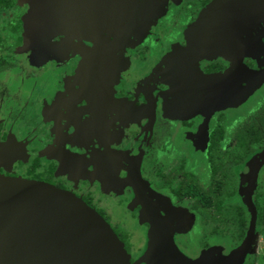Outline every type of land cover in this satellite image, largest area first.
<instances>
[{
    "label": "flooded vegetation",
    "instance_id": "1",
    "mask_svg": "<svg viewBox=\"0 0 264 264\" xmlns=\"http://www.w3.org/2000/svg\"><path fill=\"white\" fill-rule=\"evenodd\" d=\"M110 1L109 4H112V7H107L109 9L98 14L96 7L98 4H103L102 0H72L73 3H67L64 7L65 10H61L62 15L59 20L49 18V23L52 20L54 26L50 29L52 33L49 32L51 36L48 35L47 31L40 32L37 35L33 26L29 25L30 32H33L31 37L36 34V40L39 42L38 46L45 44L49 39H52L49 41L56 44V47L46 51L47 54L43 62H38L33 58L35 56L33 50L35 49L23 50V45L16 49L13 55L9 51H5V56L0 55V63L5 61L11 66L6 69V66L0 64V77L6 81L14 76L13 79L5 82L2 87L3 90L0 89V143L4 142L9 134L16 136L18 141L25 142L27 149L37 154L32 157L33 159L38 157L43 166L54 168L53 181L50 184L55 185L53 182H60L65 186L64 190H70L82 199L83 195L90 193L93 209L101 211L113 226L117 224L112 223L111 215L107 213L105 207L102 208V203L110 194L111 180H116V185L120 184L119 188L124 200L127 201V198H129L128 192L132 196L131 210L124 207L127 210L126 215L137 218L138 221L142 219V224L146 230L147 246L148 224L145 222V218H141L140 206L133 205L134 194L126 179L131 156L140 147H143L145 154L141 173L143 179L150 184V187L155 192L168 198L177 210L183 201L193 200L189 210L181 212L186 218L181 221L183 225L178 227L177 231L182 232L188 230V228L190 229L191 225L189 224L192 218L194 221L192 227L196 224L195 228L200 229L205 234L206 240H202L204 242L197 240L196 243H189V245L196 247L197 252L194 254L185 253L178 247L175 241L177 235L175 234L174 241L179 251L191 260H198L203 254H211L208 264H230L221 262L220 259L224 260L233 254H237L238 257L232 264H253V254L250 252L253 248L252 245L255 242L259 243L261 251L264 250V210H262L263 217L258 226V212L255 208V230L251 239L246 242L252 220V210L248 205L246 195L247 175L251 165L259 157L264 156V151L250 156L244 164L236 165L231 160L233 157L231 150L234 151L233 147L236 144L235 138L234 141L225 145L226 148H221V158L225 160V163L218 166L217 172H214L215 174L207 170V175H205V166L208 159L206 156L210 152V148H217V145L215 146L213 143V134H218L219 130H222V126L225 128L224 130L229 131L230 136L233 134L234 137L242 130L245 116L236 119L230 114L229 110H232L230 106L236 104H230L231 100L229 98L239 99L241 89L248 87V81L253 84L250 92L264 85V36H260L264 32V7L259 9V15L256 13V9L260 5H264V0H245L244 4L241 3V5L238 3L233 4V2H236L233 0H229L228 3L218 2L217 13H212L210 18L206 19L203 24L199 22L201 21V10L208 8V5L215 0H199V5L195 2L196 0ZM252 1L260 3L256 6ZM163 2H166L165 5H162ZM45 3L44 5H47L50 9L54 7L52 3ZM55 5L58 8V3ZM162 6L163 10L157 12ZM236 8L238 11L235 16L239 20H237V23L235 21L231 23L229 22V15ZM29 9L28 0H16L15 6L10 8L8 12L10 13V19L22 23L21 36L23 43L25 22H27L26 15L30 14ZM45 14L46 12L43 13L42 11L41 16L44 17ZM154 18L156 19L154 20ZM234 19L236 20V18ZM42 21H45L44 18ZM57 22L60 23L59 25L62 28L57 27ZM229 23L234 25V29H237L235 36L237 41L239 39L243 40L240 41L242 42L241 45L239 43L240 48L234 60L231 61L229 57L223 56V62L220 63L217 56H211L210 62H208L206 61L209 58L207 54H203L197 48H192L191 42L201 37L200 35L204 31L209 33L206 38L208 41L219 37L226 38V41L229 40L228 34L234 31ZM208 26H210L209 29H207ZM39 27L43 28V26ZM44 28L48 30L46 26ZM56 31L61 35H58ZM38 36H44L42 37L43 40ZM141 38H144L143 42L137 46ZM187 44L189 51L185 55ZM243 52L246 57L242 73L235 74L232 78L211 86L203 82L205 77L221 75L230 71L240 60ZM26 55H28L27 61L29 64H26L27 69L25 71L28 73V77L18 78L15 73L20 68L19 59ZM183 55L196 58L200 62L199 70L196 72L189 71V66L186 64ZM85 61H87V64H84ZM206 63L208 64L206 65ZM228 65H230L229 68L226 67ZM115 71L119 72L121 78L130 86L134 88L135 86H141V91L147 90L146 92H151L155 97L159 93L168 92L169 89L164 87L163 83L173 85L169 96H162L157 100L156 117L151 131L147 128L143 131L147 124V114L143 110L129 112L120 105L121 102H124L123 99L127 98L130 102H137L138 106L135 108L138 110L145 105L142 94L126 89L121 84L115 87V97L119 100L113 102L111 95H108L107 87L111 86L108 84L117 80L114 75ZM174 88H178V91ZM229 89L231 91H227ZM222 93L224 94L222 95ZM210 95L215 99L209 97ZM26 96L31 97L28 105L41 107L40 111L35 112V116L32 112L31 119L37 124L40 122V135L43 134L47 141L52 140L51 145H57L56 142L59 139L57 130L61 124L64 126L67 121L69 125L75 127L71 128L69 126L72 136L65 137L59 142L60 145L54 146L56 154L51 155V158H53L51 162H45L42 156L39 155L38 148L31 146L28 140L23 138L22 134L17 133L14 128V126L17 127V124H21L20 118L23 115L18 114L17 109L19 104L26 103V100H24ZM222 96L225 97L224 100L221 98ZM179 104L181 105L178 106ZM225 106L229 107L224 111L221 108ZM179 107L182 108L183 113L179 112L177 114ZM263 107L264 100L257 107L256 113L252 114V117ZM48 111L55 113L52 115V121H47ZM131 113L135 118H128ZM194 114V119L186 120ZM176 115L179 117L184 116V118H180V127H186V130L190 132H193L194 126L197 125L198 127L197 123L202 120H205V122L211 120L217 122L216 125L221 126L210 131L205 129L204 125H201L199 129L195 127L196 130L193 136L198 147L202 144V140H207V133V135L213 136V138H210L211 143L208 148H206L207 142L202 144V148L205 149L202 161V175L204 178H202L203 181L200 184L202 187L200 194L201 196L204 195L209 188L219 190L216 191L217 194L222 192L224 194L227 190L223 187V184L216 185V183L231 182L235 186L233 190L236 193L234 197L230 196L229 201L241 203L240 205L246 208L249 218L241 216L240 213L230 214L227 209H223L216 216L214 209L209 205L210 203L207 205L202 203V213H197L195 210L193 211L197 202L196 197L186 195L184 199L175 201L171 193L164 189L169 180L178 184L181 190L196 189V185L192 182L194 179L191 176V174H194L189 171L191 166H186L187 159L182 158L179 162L171 164L160 163L152 169V167H149L152 158H146L148 148L150 151L154 148L157 138L164 131L163 127L168 125L167 116H169L172 123L178 118ZM235 121L239 122L238 128H236ZM76 128H78L77 131ZM18 129L21 130V128ZM37 132H39V129L34 125L33 129H28L26 132L23 130L22 133L32 134ZM75 136L77 139L71 140ZM77 142L81 145H78ZM87 153L92 157H87ZM83 154L87 157H85L86 161L82 157ZM251 159H253L252 162H250ZM249 162V167L245 168L239 175L235 173V168L246 167ZM16 163L14 164L17 166L19 162ZM263 164L264 159L254 177L251 188V200L254 207L253 195L257 189V184L258 187L261 185L259 189L264 194ZM182 169L188 170L190 176L186 177V172L184 174L181 171ZM151 171L155 172L154 178L151 177ZM0 173L17 177L8 169V166L0 168ZM172 174H176L177 177L180 176L182 179L173 178ZM72 182H77L78 186L72 185ZM207 184H209V187L204 189ZM97 195H101L103 198L100 196L97 198ZM202 215L203 220L200 221L196 218ZM215 229L217 230V240L208 243L209 234ZM255 237H261L260 242ZM129 254L132 256L131 251ZM140 256L142 255L132 256V261L134 262Z\"/></svg>",
    "mask_w": 264,
    "mask_h": 264
},
{
    "label": "water",
    "instance_id": "2",
    "mask_svg": "<svg viewBox=\"0 0 264 264\" xmlns=\"http://www.w3.org/2000/svg\"><path fill=\"white\" fill-rule=\"evenodd\" d=\"M68 2L73 3L72 0ZM109 2L111 1L102 0L103 4L97 5L98 14L109 9L107 7H112ZM162 10L163 6L157 12ZM50 23L52 24V20ZM25 25L26 43L33 32H30L28 22H25ZM260 36L263 37L264 32ZM143 39H140L137 46ZM36 42L39 44L38 40ZM36 42L30 48L26 44L22 49L27 51L35 49ZM245 57L243 52L240 60L230 71L205 77L203 82L211 86L242 73ZM114 75L117 80L111 84L107 83L111 85L107 87L108 95H111L113 102L119 100L115 97V87L121 84L126 89L142 94L145 105L139 106L138 110L135 108L138 106L137 102H130L127 98L123 99L124 102L120 105L129 112L143 110L147 114V124L143 131L146 128L151 131L156 117L157 100L162 96H169L173 85L163 83V86L169 89L168 92L159 93L155 97L151 92H146L147 90L141 91V86L134 88L127 84L119 72L115 71ZM252 85L248 81V87L241 89L239 97L247 96ZM174 89L178 91V88ZM144 154L143 147L133 153L126 178L128 186L133 191L134 202L141 208V218H145L148 224L147 246L137 260L132 261L131 254L127 252L109 223L82 197L44 181L0 173V264H208L211 254H203L201 259L191 260L177 248L174 235L178 232L177 228L183 225L181 221L186 216L173 207L168 198L155 192L143 179L141 167ZM36 155L27 149L25 142L18 141L16 136L9 134L7 139L0 143V168ZM263 159L264 156L259 157L251 165L247 175L246 195L252 210V220L246 242L251 239L255 230L256 212L251 200V188ZM193 222L191 218L189 225L192 226ZM237 257V254H233L220 260L232 264Z\"/></svg>",
    "mask_w": 264,
    "mask_h": 264
},
{
    "label": "rangeland",
    "instance_id": "3",
    "mask_svg": "<svg viewBox=\"0 0 264 264\" xmlns=\"http://www.w3.org/2000/svg\"><path fill=\"white\" fill-rule=\"evenodd\" d=\"M29 4H30V9H29V13L28 15H26V20L28 22L29 25L33 26V28L36 31V34L39 35L40 32L43 31H47L48 35L50 32V29L53 28L54 26L52 24L49 23V18H51L52 20H59V18L62 15L61 10H65L64 7H66L67 3H69V0H28ZM229 0H221V1H213L210 5H208V8H204L202 9V13H201V18L199 22H201V24L204 23V21H206V19H209L211 14L215 12V14L217 13V5L218 2H227L228 3ZM236 2H233V4H239L241 5V3L244 4L245 0H233ZM40 2V4H39ZM45 2H49L52 3V5L55 7H52V9H50V7H48ZM198 5H199V0L195 1ZM253 4H255L257 6V4L259 3H254V1H252ZM56 3H58V8L56 7ZM215 3V4H213ZM213 4V5H212ZM40 5V7H39ZM64 5V6H63ZM264 5H260L257 9H256V13L259 15L260 14V10L261 8H263ZM238 8V7H237ZM237 8L235 11L231 12L229 15V22L233 23V21H235L237 23V20H239V18L237 16H235V13H237ZM241 8V7H239ZM246 9V8H245ZM43 13L46 12L45 16L42 17V11ZM48 11V12H47ZM67 11V10H66ZM58 12H60L58 14ZM10 17V13H7L6 15H4L3 18H0V24L1 26L5 23V19L4 18H8ZM44 18V22L42 21V19ZM236 18V20L234 19ZM33 24H32V23ZM51 22V21H50ZM44 23V24H43ZM39 24V25H38ZM43 24V25H42ZM60 23L57 22V27L58 28H62V26L59 25ZM230 27L234 29V25L230 24ZM39 26H43V28L39 27ZM44 26H46L48 28V30H46L44 28ZM210 26H208L207 29H209ZM52 33V32H51ZM55 33V32H54ZM56 33L58 35H61L60 33H58L56 31ZM55 33V34H56ZM236 33H237V29H234V31L229 35L230 39L226 41V38H213L212 39H206L208 37V31H204L199 37L194 39L191 42L192 48H197L198 51H201L203 54H207V56L209 57L208 59H206V61L210 62V57L211 56H217V58H219V62L222 63L223 62V56H227L232 60H234V58L236 57V53L238 52L240 45L243 41L242 39H239L237 41L236 39ZM50 36V35H49ZM42 37L44 36H38V38L42 39ZM36 36H30L26 43H23L24 47L27 44V47L31 45H33L36 42ZM48 42V43H47ZM240 43V45H239ZM37 44V42H36ZM205 44V45H204ZM202 46V47H201ZM52 47H56V44L52 43L51 41L47 40L45 42V44H42L41 46H38L37 48H35V50H33V53L35 56H33L34 59H36L38 62H43V59L46 57L47 54V50L51 49ZM188 44L186 45V49H185V55L188 54ZM27 56H22L19 61H20V65L16 71V75L18 78L21 77H28V73H26V69H27V65L29 64V62L27 61ZM184 56V55H183ZM185 60H186V64H188L189 66V71L191 72H196L199 70V61L196 58H193L192 56L186 57L184 56ZM27 62V63H26ZM31 63V62H30ZM84 64H87V61H85ZM208 63H206L207 65ZM231 65V64H230ZM230 65L226 66L227 68L230 67ZM200 69H205V68H200ZM14 76L10 77L9 79H7L6 81L4 80V78L0 77V89L3 90V85L5 84V82L9 81L10 79H13ZM224 93H222L223 95ZM2 95H4L2 93ZM7 95V94H5ZM212 98V97H211ZM223 100L225 99L224 96L221 97ZM213 100L215 99L214 97L212 98ZM231 101L230 104H236V105H231L230 108L232 110L230 111V114H232L234 116V118L236 119H241L243 116L245 115H252L254 113H256V109L257 107L263 102L264 100V85L262 87L257 88L256 90H253L249 93V96H244V97H239V99H234L233 98H229ZM26 103L23 104H19V107L17 109V113L18 114H22L23 116L20 118L21 124H17V127L14 126L15 130L17 133L22 134L23 138H25L26 140H28V142L30 143L31 146H33L34 148H38L39 150V155L42 156V158L44 159L45 162H51V160H53V158H51V155L56 154L55 148L54 146H58L57 145H51L50 143H52L53 141H47L43 134L40 135V122L37 124L33 121V119H31V114L32 112H34V116H35V112L40 111L41 107L38 106H33L31 107V105H28L29 101H31V97L26 96L25 99ZM39 103V102H38ZM181 104H179L178 106H180ZM229 106H225L221 109H223L224 111L226 109H228ZM39 108V110H38ZM180 108V107H179ZM14 109H16V107H14ZM178 109V108H177ZM176 109V110H177ZM221 109H219L220 111H222ZM179 110V111H178ZM177 110V114L179 112H182V108ZM228 111V110H227ZM228 111V112H229ZM226 112V113H228ZM183 113V112H182ZM229 115V113H228ZM178 116V115H176ZM131 117L135 116L131 113L129 114L128 118L130 119ZM192 117V118H191ZM189 119L186 120H190V119H194L193 117H195V114L192 115ZM180 118H184L183 117H179L176 118V120L174 122L171 123L169 116H167L166 121L168 122V125L163 127V133L161 135H159V137L157 138V142L154 145V148L150 151L149 148L147 150V157L152 158V162L149 164V167H153L155 168L157 164L163 163V164H171L174 162H179L182 158H185V160L187 159V164L186 166H191V170L194 174H201L202 175V165H203V153L204 150L202 148V144H206V148H208V145L211 143V139L216 137V138H221V136L219 135H223V137H227V132L226 130L224 131V127L222 126V130H219L218 134H213V136H211L210 134L207 135L206 134V138L207 140H202V144L199 145L200 147L197 146L196 144V140L194 139V132H195V127L196 128H200L201 125H204L205 129H209L208 131H210L211 129L215 130V127H218L220 125H216L217 122H212L210 120V122H205V120H202L201 122H198V127L197 125L194 126V131L190 132L189 130H186L185 128H181L180 127ZM41 119V118H40ZM169 119V120H168ZM236 122V128H238L239 126V122ZM7 123H9V121H7ZM6 123V124H7ZM125 124V122L123 123V125ZM36 125V127L39 129V132L37 133H32V134H25L22 133L23 130L26 132V130H31L33 129V126ZM221 127V126H220ZM18 128H21V130L19 131ZM47 128V126H46ZM238 131V130H237ZM30 132V131H27ZM216 132V131H215ZM237 134V132H236ZM20 139V137H18ZM22 140V139H20ZM204 142V143H203ZM49 143V144H48ZM48 144V145H47ZM47 145V146H46ZM213 145V144H212ZM224 145V144H222ZM45 146V147H44ZM216 146V144H215ZM52 147V148H51ZM223 149V146L221 147ZM219 150V151H218ZM213 151V150H212ZM214 151H216L219 154V157H221V149H214ZM58 154V153H57ZM87 157H92L89 156V154H86ZM84 156V154H83ZM82 156V157H83ZM32 157H29L27 159L21 160L19 161L18 165L16 166L15 164L13 165H9L8 169L10 171H12L15 175L17 176H21L23 178H29V177H33L31 176L32 173H29V163L32 160ZM199 159V160H198ZM253 159H251L250 162H252ZM245 167H239V168H235V173L237 175H239L240 172H242L245 168L249 167V164ZM16 163V164H17ZM46 165V164H45ZM264 167V164L262 165ZM47 166H43L42 165V170H40L38 173L44 174L46 175V168ZM7 171V170H5ZM173 178H178L179 180H181L182 178L180 176L177 177L176 174H172L171 175ZM201 177V176H200ZM112 184V188L109 190L110 194H108L107 198L104 196V198H106V200L102 203L103 207L102 208H106L107 209V213L109 215H111V220L113 224H121L123 225L130 233V244H131V252H132V256L136 257L139 254L142 255V253L145 250L146 247V234H145V227L142 224V219L141 221L137 218H133L130 215H126V211L125 208H132V201H131V194H129L128 192V197L127 201L124 200L123 195L121 194V189L119 188L120 184L116 185L117 182L116 180H111ZM74 186H78L77 182H72ZM53 184H58L56 182H53ZM207 187H209V184L204 186V189H206ZM101 197L103 198L101 195H97L96 197ZM100 198V199H101ZM193 200L192 199H187L185 201H183L181 203L180 208H178V210L180 212H186L189 210L190 206L192 205ZM125 203V204H124ZM124 204V205H123ZM133 205L136 206L135 202H133ZM125 207V208H124ZM195 225H193V227L191 226L190 229L188 230H184L182 232H177L176 235L177 237L175 238V241L177 242L178 247L184 251L185 253L188 254H194L197 252L196 247L193 245H189V243H196L197 241V233L200 231V229H196ZM110 226L114 227L111 223ZM186 234V235H183ZM257 239L258 242H260L261 237H255ZM253 248H251V254H253V264H264V250L261 251V248L259 246V243H254V245H252ZM201 259V257H199ZM198 258V259H199Z\"/></svg>",
    "mask_w": 264,
    "mask_h": 264
},
{
    "label": "trees",
    "instance_id": "4",
    "mask_svg": "<svg viewBox=\"0 0 264 264\" xmlns=\"http://www.w3.org/2000/svg\"><path fill=\"white\" fill-rule=\"evenodd\" d=\"M16 3V0H0V18H3V14H7L10 10V8L14 7ZM6 21L1 26L0 24V55L5 56V51H9L12 55L15 54V50L20 48L21 45H23V38L21 36L22 33V23L19 21H14L13 19L4 18ZM1 21V20H0ZM2 66H6V69H9L11 67L9 64H7L5 61L0 63ZM4 69V68H3ZM225 131V130H224ZM227 133L229 131H226ZM219 135V134H218ZM221 138H213V143L217 145V148L221 149L222 143L224 144L223 148H226L231 141H234L236 138V144L234 145L233 149L234 151L231 152L233 154L232 161L236 165H242L244 164L250 156L259 154L261 151H264V107L260 109V111L252 117V115H245L244 121L242 123V130L239 132L237 136H233V134L230 136L229 133L227 134V137L224 138L223 135H219ZM223 139H225L223 141ZM217 140V141H216ZM215 147L210 148V152H208V155L206 156L207 163L205 166V172L207 175V170H210V173H216L218 166L224 165L225 160L221 157H219V154L214 151ZM213 150V151H212ZM219 151V150H218ZM42 168L41 160L40 158H34L29 166V173H32L29 177L33 180L38 181H45L52 183V174L54 172V168L52 167H46V175L38 173ZM183 173L186 172V177H189L190 172H192L191 167L188 170L182 169ZM188 173V174H187ZM214 173V174H215ZM194 174V173H193ZM191 176L193 177V183L196 185V189H189V190H181L175 182L169 180L167 181L166 186L164 189L171 193L172 197L175 201L179 199H184L186 195H191L192 197L197 198V202L194 205L193 211L197 213H202L203 205L209 204L213 209L216 216L220 214V212L223 209H227L230 214L234 213H240L241 216H247V210L243 205H240L238 201L236 203H232L229 201L230 196L234 197L236 191L233 189L235 186L231 184V182H217L216 185H222L227 190L224 194H217L219 190H216L215 188H209L208 191L205 192L204 195L201 196V181H203L202 178H204L203 175L194 174ZM201 176V177H200ZM151 177H155V172L151 171ZM58 188H65V186L62 183L57 184ZM216 187V186H215ZM261 185L258 187L254 192L253 195V202L255 204V208L258 212V222L257 225L259 226L260 221L263 217L262 210H264V194L260 192L261 189H259ZM231 188V189H230ZM217 191V192H216ZM83 200L91 207L94 208L92 203V195L90 193L83 195ZM100 215L103 216V218L107 221V223L110 224V221L106 216L101 212L97 211ZM249 218V215L247 216ZM198 220H203V215L197 216ZM112 227V226H111ZM116 235L119 237V239L123 242L125 249L128 253L131 251V244H130V233L129 231L121 224H117L116 226L112 227ZM198 230V228H196ZM205 234L202 233V231H199L197 233V240L202 241L203 239L206 240ZM217 240V230H213L209 234L208 243L213 242Z\"/></svg>",
    "mask_w": 264,
    "mask_h": 264
},
{
    "label": "crops",
    "instance_id": "5",
    "mask_svg": "<svg viewBox=\"0 0 264 264\" xmlns=\"http://www.w3.org/2000/svg\"><path fill=\"white\" fill-rule=\"evenodd\" d=\"M54 114H55L54 112L48 111L47 112V121H52V115H54ZM58 126H59V124H58ZM69 126H71V128L74 127L73 125H69L67 121H66V124L64 126L62 124L60 125L59 129L57 130V136L59 137V139H57L56 144L60 145L59 142H61V140H63L65 137H71L72 136L71 130H70V128H68ZM75 130L77 131L78 128H76ZM74 138L77 139L75 136L71 140H75ZM77 144L81 145V143H79V142H77ZM85 157L86 156H83L84 161H86V158H87V157L86 158ZM76 161H78V160H76ZM85 166H87V165H85ZM82 171H84V170H82Z\"/></svg>",
    "mask_w": 264,
    "mask_h": 264
}]
</instances>
